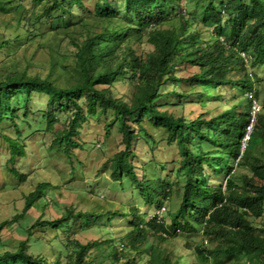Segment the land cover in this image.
<instances>
[{"label":"trees","instance_id":"16d2710c","mask_svg":"<svg viewBox=\"0 0 264 264\" xmlns=\"http://www.w3.org/2000/svg\"><path fill=\"white\" fill-rule=\"evenodd\" d=\"M45 1L44 14L48 18L61 14L68 20L62 32H67L75 49V67L64 71L57 65L51 47L38 43L32 48L31 39L27 38L19 46L22 54H12L0 62V123L11 122L19 136L12 99L24 96L27 108L34 94H44L51 107L46 118L53 121L57 112L66 118L54 143L72 157L79 147L75 136L81 123L89 114L112 109L125 148L113 156L111 176L115 180L130 178L140 187L144 202L156 206L161 213L170 198L169 187L159 176L139 180L130 158L134 156L131 146L137 134L134 126L149 136V128L163 130L168 142L178 144L185 176L178 207L170 213L172 232L198 230L207 242L224 241V248L206 250L202 243L193 247L207 263L225 264L224 258L239 254L247 264H264V228L259 229L261 234L254 233L256 228L248 217L251 209L264 207V158L256 156L253 148L258 134L264 140V101L252 125L254 133L249 135L244 151L241 149L253 101L259 97L257 87H264V79L255 71L257 65L264 64V0H202L201 19L185 13L183 0H123L121 12L110 8L107 0L98 1L94 12L86 8L83 0ZM14 3L0 0V13L10 14L16 7ZM219 6L228 13V22L234 28L246 26V46L252 51H240L232 30L221 27ZM83 10L90 13L88 17L78 14ZM17 24L33 37L35 26L30 17L19 19ZM207 26L214 27V34ZM10 40L4 38L0 49ZM141 42L150 43L151 50L138 54L132 44ZM181 64L196 68L188 80L203 89L202 93L193 94L194 103L205 108L195 118L176 116L161 107L166 85L171 80L178 81L176 72ZM125 83L128 90H120ZM228 87L239 90L243 97L236 105L226 107L225 99L231 97L227 95ZM209 104L213 105L211 109ZM105 127L107 135L110 122ZM193 138H198L199 143L191 149L188 141ZM4 139L10 145L11 163L24 158L26 147L19 138L4 135ZM245 163L250 171L237 184L231 175L232 167ZM9 170L21 182L27 179L17 168ZM51 186L47 181L37 183L25 196L23 212L15 219L33 208ZM161 213L145 220L134 206L127 212L112 211L113 215L131 218L127 232L117 241L92 239L86 243L71 234L69 221L78 213L67 210L56 219L38 218L28 229V237H32L36 227L54 230L49 241L56 240L62 246L54 252V260L32 253L26 239L14 250L0 252V264H132L152 237H159L160 245L151 246L149 264H199L190 262L185 250L179 252L161 233H156L166 224Z\"/></svg>","mask_w":264,"mask_h":264},{"label":"rangeland","instance_id":"374dc122","mask_svg":"<svg viewBox=\"0 0 264 264\" xmlns=\"http://www.w3.org/2000/svg\"><path fill=\"white\" fill-rule=\"evenodd\" d=\"M98 1L101 0H83V3L88 10L94 12L95 4ZM107 1L110 3V8L117 12L123 11V0ZM224 1L227 2V0ZM14 2L16 7L10 14L0 13V42L4 38L10 37L11 39L6 47L0 49V62L12 54H22V52H18L19 46L28 38V40L31 39L32 48L36 47L38 43L45 47H51L57 65L64 67L66 72L73 71L75 49L66 36L67 32H62L68 24L66 16L60 14L55 18H48L44 14L45 0L41 2L14 0ZM182 7L186 14L201 19L202 0H183ZM218 10L221 27L232 30L233 35L237 38V48L240 51H252L250 46H246V26L234 28L228 22L230 19L228 13L223 12L221 6L218 7ZM78 14H85V17H88L90 13L83 10ZM29 17L35 26L32 38L17 24L19 19H28ZM172 23L174 22L168 24ZM206 28L211 34H214L213 26ZM132 45L138 54L152 48L151 44L147 42L133 43ZM46 56L47 53L44 54V57ZM195 71L196 68L192 65L181 64L178 67L176 72L178 81L171 80L166 85V95L161 99L162 110H168L176 116L186 114L189 118H195L205 110L201 105L194 103L196 96L193 95L202 93L203 89L188 80ZM255 71L264 79V64L257 65ZM119 88L127 91L129 86L125 83L123 88ZM257 89L259 97L254 102L262 105L260 103L264 101V87H257ZM176 92L192 96L179 97ZM227 95L231 97L225 99L226 107L236 105L243 97L239 90L230 89V87H228ZM24 101V96L19 95L11 102L14 119L21 132L19 136L11 122L0 123V225L4 223L3 228L0 229V252L12 251L21 241L28 239L29 249L32 253L53 261L54 252L62 248L58 245V241H49L54 236V230L48 227H36L32 229V237L29 239L28 229L38 218L42 220L56 219L67 210L78 213V216L73 217L69 223L72 225L71 234L81 243L92 239L117 241L127 232L130 228L131 218H124L119 214L113 215L112 211L127 212L130 207L134 206L145 217V220L150 219L155 213L160 215L162 210L157 211L159 208L156 206L146 204L141 198L140 187L130 178L124 177L115 180L111 176L112 158L125 148L119 125L113 121L112 109L108 108L104 112L88 115L87 120L81 123L79 132L75 136L79 147L74 156L68 157L62 146L54 143L55 136L63 129V122L66 121L65 115L62 116L60 112H57L54 120L49 121L45 115L51 107L49 108L48 97L44 94H34L27 108L24 107ZM218 103L216 102V105ZM212 106L209 104L208 109H211ZM85 112L86 107L83 110V113ZM206 117L208 118V116ZM109 122L111 129L106 135L105 125ZM149 130L150 136L139 127L134 126L133 131L137 134L133 138L131 150L134 151V156L130 158V161L139 180L144 177L159 176L164 186H168L170 189L169 201L164 204L165 209L161 213V218L166 221V224L156 233H161L179 252L185 250L190 262L212 264L198 257L193 247L202 243V247L206 250L224 248L226 247L224 241L219 240L217 244L210 241L205 242L206 238L198 230L186 229L176 233L171 230L170 213L177 209L185 183V176L180 166L182 157L178 144L168 142L163 130L150 128ZM253 133L252 129L250 135ZM4 135L19 138L22 144H25L26 155L24 158H16L13 163L10 162V145L4 139ZM258 135L253 144L254 152L256 156L264 158V140L261 139L260 134ZM219 136L218 134L217 137L219 138ZM246 139L245 134L242 139L241 149L243 151L249 143V139L247 142ZM198 143L199 139L193 138L188 141V146L192 149ZM10 167H15L25 173L27 179L21 182L15 178L10 173ZM232 169L233 179L237 184H241V176L249 173L250 166L245 163L241 166L233 165ZM224 180L223 177L221 180L223 189ZM44 181L50 182L51 188L45 191L43 198L37 201L33 208L16 220L15 218L23 212L25 196L34 190L37 183ZM248 217L256 228L254 233L261 234L259 229L264 228V207L251 209L248 211ZM158 245H160L159 237L149 238L147 244L143 246V251L135 256L132 264H149L151 246ZM89 253H93V250H89ZM224 262L225 264H247L239 254L233 258H224ZM120 263L107 261L105 264Z\"/></svg>","mask_w":264,"mask_h":264},{"label":"built area","instance_id":"2783aa9c","mask_svg":"<svg viewBox=\"0 0 264 264\" xmlns=\"http://www.w3.org/2000/svg\"><path fill=\"white\" fill-rule=\"evenodd\" d=\"M260 108H261L260 105L257 102L253 101L252 110H251V121H250V124H249L248 129H247L248 131L246 132V138H247L246 142H247L249 135H250V132L252 130V125L255 121L256 114L260 111ZM205 242H207V239L205 240Z\"/></svg>","mask_w":264,"mask_h":264}]
</instances>
